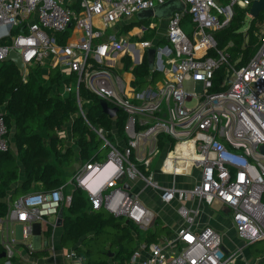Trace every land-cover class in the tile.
I'll return each mask as SVG.
<instances>
[{
  "label": "built area",
  "instance_id": "1",
  "mask_svg": "<svg viewBox=\"0 0 264 264\" xmlns=\"http://www.w3.org/2000/svg\"><path fill=\"white\" fill-rule=\"evenodd\" d=\"M163 1L0 0V63L9 51H17L24 63V81L31 66L47 67L62 77L53 89L61 96H75L79 114L107 149L104 160L87 162L73 175L92 210L103 208L139 228L150 227L156 214L135 191L143 184L158 190L164 203L201 199L225 208L237 236L246 243L264 239V23L255 33L257 48L238 65L237 59H230L231 43L218 47L214 34L230 21L234 8L244 9V20L251 19L252 0H181L183 9L163 19L160 34L154 22L126 28L140 9ZM186 16L192 24L189 34L181 26ZM145 32L153 34L143 38ZM148 48H154L148 69L160 77L153 80L149 73L137 84L133 67L146 59ZM82 89L118 108L111 130L89 123ZM3 112L0 106V151L9 147ZM119 112L125 117L122 134L115 127ZM71 120L58 129L59 136L68 139ZM187 139L196 157L190 158L188 170L177 173L179 161L166 162L165 156ZM158 153L156 172L174 180L197 168L195 183L179 187L154 179L150 167ZM64 200L68 204L70 195L64 199L61 188L19 195L2 220L22 223L27 236L33 222L52 216L54 225ZM177 213L182 222L157 241H142L126 264L231 262L235 252L226 253L219 230L198 223L197 210L180 203ZM3 246L4 264H12L13 249L9 243Z\"/></svg>",
  "mask_w": 264,
  "mask_h": 264
},
{
  "label": "trees",
  "instance_id": "2",
  "mask_svg": "<svg viewBox=\"0 0 264 264\" xmlns=\"http://www.w3.org/2000/svg\"><path fill=\"white\" fill-rule=\"evenodd\" d=\"M244 13V9L234 8L230 21L214 34L218 47L231 43L227 46L230 59H237L238 65L245 62L257 48L258 37L255 33L264 23V11H261L242 30ZM137 23L140 21L132 20L126 28L131 29ZM152 34L145 32L143 38ZM125 62L126 65L130 64L128 57ZM148 68L146 59L133 67L135 83H144L149 73L153 80L160 77V73L150 72ZM61 81V75L55 70H50L48 78H43L40 66H31L24 81L13 62L0 63V106L4 108L8 135L12 133L14 143V152L9 147L0 151V219L7 212L8 204L4 198L8 191L17 197L37 190L61 188L64 199L70 195L69 203L66 204L64 200L59 208L63 246L76 245L75 252L83 264H126L133 252L135 236L149 243L171 231L164 223L142 231L132 221L126 222L122 215H113L103 208L91 209L87 193L74 183L73 175L83 164L99 160L100 152L105 148L79 114L75 96H61L58 91H52L53 85L58 87ZM81 97L88 99L83 109L89 123L111 130L113 119L102 112L99 98L84 89L81 90ZM124 119L122 112L115 117V127L121 134ZM70 120L71 136L75 139L71 145L67 144L66 137L59 136L57 132ZM161 138L159 148L163 145ZM74 163L78 167L75 168ZM261 200L264 202V194ZM158 219L156 216L153 224H157ZM2 251L4 246L0 243V253ZM0 264H4V257H0ZM12 264L20 263L12 261Z\"/></svg>",
  "mask_w": 264,
  "mask_h": 264
},
{
  "label": "crops",
  "instance_id": "3",
  "mask_svg": "<svg viewBox=\"0 0 264 264\" xmlns=\"http://www.w3.org/2000/svg\"><path fill=\"white\" fill-rule=\"evenodd\" d=\"M48 73L47 67H41V74L43 77H46L45 75ZM124 75L125 77H129L128 72ZM73 141H75V139H73L72 142ZM67 144L71 145V142L68 143V139ZM72 144H74V142ZM176 147L180 148V153L176 156V160L179 161V164L175 167L177 168L175 171H177V173H183L182 168L188 170L190 158H192L189 154V144L182 141L178 142ZM172 151L173 150H171V152ZM170 159L168 152L165 156V160L166 162H172ZM75 160H78V158ZM73 166H75V168L78 167L77 163H74ZM165 168L166 166H164V169ZM178 177L179 176L175 177L173 180L170 176L168 178L160 174V178L157 179L164 185L175 183V185L179 187H190L195 183L194 180L184 185L178 182ZM69 185L70 183L68 186ZM141 185V190L138 188V185L135 186V191L139 192L141 201L148 208L152 209L154 212L157 211V213L162 216L164 223L169 226L170 231H173L182 222L181 217L177 213V208L180 203H184L186 207L197 210V220L199 224H209L222 233L223 248L226 253L231 254L235 252L229 264H264V239H258L251 243H246L245 240L239 239L229 212H227L225 208L212 207V205H208L201 199L179 201L175 198L169 203H164L159 198L158 190L150 186ZM13 198L15 197L12 196V191H8L4 200L9 204ZM218 209L222 210L226 215L223 216L218 213ZM52 220L53 219H48L46 222H33L31 231L27 236L23 235L22 223L1 220L0 243H9L11 245L13 249V262L20 264H83L81 259H77L78 255L75 252L76 245L63 246L61 243L62 226H57L55 223L53 225L51 223ZM16 223L21 224L20 236L18 237L15 236L16 229H14V226ZM135 239L133 250L142 242L138 240L136 236ZM32 251H42L43 253L33 254ZM72 252H74V254H72Z\"/></svg>",
  "mask_w": 264,
  "mask_h": 264
},
{
  "label": "water",
  "instance_id": "4",
  "mask_svg": "<svg viewBox=\"0 0 264 264\" xmlns=\"http://www.w3.org/2000/svg\"><path fill=\"white\" fill-rule=\"evenodd\" d=\"M183 9V3L181 0H165L162 3L154 6L153 8H144L140 9L136 13V22H139L142 19L148 18L150 16H157L161 18L168 17L173 11H180ZM261 11H264V0H252L251 5L249 7V14L252 18H255L259 15ZM167 40V38H165ZM146 59L148 62V67L152 68L153 66V55H154V48H148L147 50ZM3 61H11L14 63L16 68L19 71V74L22 75L24 73V63L21 59L20 54L17 51H9ZM99 104L101 106L102 112L107 114L110 118L115 116L118 111L117 107H110L107 102L100 98ZM261 149L264 150V145L261 146ZM125 188L128 187L127 184L123 185ZM61 210L59 209L56 219L55 225L61 226ZM129 219H126L128 222ZM0 257H5V251L0 253Z\"/></svg>",
  "mask_w": 264,
  "mask_h": 264
},
{
  "label": "rangeland",
  "instance_id": "5",
  "mask_svg": "<svg viewBox=\"0 0 264 264\" xmlns=\"http://www.w3.org/2000/svg\"><path fill=\"white\" fill-rule=\"evenodd\" d=\"M163 19L164 18H161V17H157V16H150V17H148V18H145V19H142V20H140V23H137L135 26H138V25H146L148 22H154L156 25H157V27H156V31H157V33L158 34H160L162 31H163V29H164V21H163ZM249 21H250V19H248V18H246L245 20H244V25L243 26H245L246 27V25L249 23ZM181 26L183 27V29L189 34L191 31H192V24L189 22V16H186V17H184L183 19H182V21H181ZM261 26V25H260ZM243 28V27H242ZM108 31H110V32H112V30H108ZM43 77V76H42ZM43 78H45V77H43ZM46 79V78H45ZM199 87H200V85H199V83H196V85H195V91H197V92H199ZM52 91L53 92H56L54 89H52ZM68 123H70V121L68 122ZM67 126H68V124H67ZM67 137H68V143L69 142H71V144L73 143L72 142V136H71V132L68 130V133H67ZM110 138H111V136H110ZM112 141H114L113 139H112ZM9 142H10V145H9V148L11 149V151L12 152H14V146H13V137H12V133H10V135H9ZM106 152H107V149H103V150H101V152H100V157H99V161H101V160H104V158H105V155H106ZM160 156H161V154L160 153H158L157 155H156V157H155V159H154V161H153V164L151 165V167H150V169H151V171H153V173H154V179H157V178H160V174H158V172H156V167H155V165H156V162L159 160V158H160ZM72 167V166H71ZM167 166H166V168H165V170H167ZM20 177H22V169L20 170ZM197 177H198V173H197V168H194L193 169V171H192V173L190 174V175H185V176H179L177 179H178V182H180V183H183L184 185L186 184V183H188V182H192V181H194V180H196L197 179ZM138 188L141 190V188H142V185L140 184L139 186H138ZM148 189V188H147ZM213 207V206H212ZM152 208V207H151ZM217 209V208H216ZM217 212L218 213H220L221 215H223V216H225L226 215V213H224L222 210H217ZM155 214H156V216H158L159 218H160V220L157 222V224L156 223H154V224H152L150 227H148V228H154V227H157V226H160L162 223H164V220H163V218H162V216L159 214V213H157V211H155ZM48 219H53V217L51 216V217H48ZM165 224V223H164ZM14 229H16L15 230V236L16 237H18V236H20V229H21V224H19V223H16L15 224V226H14ZM139 229H141L142 231L143 230H145V229H142V228H139ZM239 239H242L241 237H238Z\"/></svg>",
  "mask_w": 264,
  "mask_h": 264
},
{
  "label": "bare ground",
  "instance_id": "6",
  "mask_svg": "<svg viewBox=\"0 0 264 264\" xmlns=\"http://www.w3.org/2000/svg\"><path fill=\"white\" fill-rule=\"evenodd\" d=\"M198 45H200V44H198ZM179 142H182V141H179ZM183 142H187L189 144V154L192 158H195L196 154L194 156L192 154V147H193L192 141L187 139ZM179 153H180V148L176 147V145H175V148L173 149V151L172 152L169 151V158H171L170 160H172V162L175 161L176 156L179 155Z\"/></svg>",
  "mask_w": 264,
  "mask_h": 264
}]
</instances>
